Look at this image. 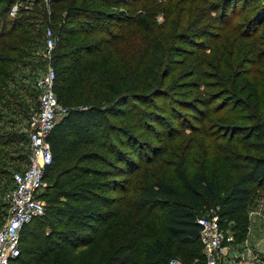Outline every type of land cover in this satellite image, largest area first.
<instances>
[{
  "label": "trees",
  "instance_id": "16d2710c",
  "mask_svg": "<svg viewBox=\"0 0 264 264\" xmlns=\"http://www.w3.org/2000/svg\"><path fill=\"white\" fill-rule=\"evenodd\" d=\"M48 1L46 4V0H0V105L10 104L11 111L23 115L27 111L28 104L21 102L28 92L22 83L26 76L24 67L37 66V58L44 57V30L50 27L56 35L47 59L55 72L53 88L58 100L68 108L49 136L52 160L45 166V177L50 182L56 174L41 193L46 206L49 203L46 216L53 217L56 223H49L52 227L49 232L40 226L43 218L34 220V217L25 223L19 232V254L9 264H33L48 256L53 264H96L99 260L102 262L97 264H168L171 258L181 260L182 264L201 262L196 217L207 203L217 205L220 215H241V209L255 191L251 187L264 190V138L254 145L245 144L247 152H241L243 148L238 146L241 139L236 135L240 129L234 126L219 129L216 135L220 141L214 148L221 153L229 170V182L223 188L204 175L194 176L198 189L193 190L187 185L167 183L164 172L157 173L158 168L151 172V166L164 163V152L140 140L139 132L147 130L157 140L171 142L185 125L183 113L176 107L194 110L189 101L179 102L164 89L168 75L165 68L170 58L154 57L152 51L155 43L161 42L169 49L170 39L176 37L182 25L181 38L191 45L208 34L216 42L227 27L238 31L239 37L248 39L253 46L255 43L264 46V4H261L264 0H187V4L182 0ZM14 3L18 8L10 15ZM90 3L106 8H93ZM137 3L143 6L136 8ZM140 8L149 13L161 8L162 24L157 25L152 17L144 19L131 14V9ZM244 10H253L251 17L231 24L235 14ZM210 11L217 12L223 22L218 34L208 30L206 15ZM172 25L174 30L166 32ZM198 51L192 57L194 64L201 63L206 55L203 48ZM258 53L255 63L264 54ZM216 97L201 102L208 107ZM239 104L236 100L231 108ZM126 105L130 108H125ZM225 105L219 104L217 109ZM257 109L258 115L263 116L264 128L260 103ZM80 113L94 116V120L72 130L66 138L64 131ZM165 115L171 120V127L182 125L180 132L166 134L159 127L165 126ZM14 122L8 128L3 126L5 120L0 124V177L11 175L10 163L24 161L21 167L27 159L26 134L13 128ZM83 146H97L113 158L108 159L93 148L85 150ZM143 149H149L153 155L144 154ZM82 158L100 161L111 168L86 166L80 161ZM103 177L111 178L101 181ZM109 191L119 195L106 196ZM130 199L137 202L135 213L139 218L125 220L126 216L121 214L109 222L116 214L112 209H92L96 205H130ZM160 212L165 213L163 220ZM5 216L6 212L2 213V222ZM240 222L236 224L239 234L245 232L246 216L241 215ZM163 232L167 238H163ZM239 234L235 233V238ZM81 245L92 247L78 257L75 251ZM195 257L198 258L193 261Z\"/></svg>",
  "mask_w": 264,
  "mask_h": 264
},
{
  "label": "rangeland",
  "instance_id": "374dc122",
  "mask_svg": "<svg viewBox=\"0 0 264 264\" xmlns=\"http://www.w3.org/2000/svg\"><path fill=\"white\" fill-rule=\"evenodd\" d=\"M47 2L49 1L46 0V4ZM182 3L187 4L188 1L182 0ZM261 4H264V1H262ZM86 5H88V3ZM89 5L93 8H106L99 3H90ZM136 5L138 6L136 8L143 6L141 3H137ZM151 6L152 5L150 4L149 8H151ZM257 7L260 8V5ZM160 9L161 8L153 9V13H149L146 9L143 10L141 8L135 11L134 9H131L130 11L132 15H141L144 19L152 17L153 21L156 22L157 25H160L163 21V11ZM149 11H152V9H149ZM252 14L253 10H244L242 13H236L231 24H234L237 21L241 22L245 20V18L251 17ZM218 17L219 15L217 12L213 11H210L206 15V20L210 25L208 30L214 34L220 33L222 30L221 28H223V22L221 19H218ZM183 27L184 25L176 31V37L170 39L169 49H167L168 47L165 42L159 40L161 43H155L152 54L154 57L162 56L164 59V56L166 55V57L170 58V64L165 68L168 71V75L165 79L164 89L168 91V94L175 96L179 102L183 100L189 101L194 107V110L188 111L180 106L176 107L179 112L183 113L181 118L184 120L183 124L185 125H183L184 130L182 133L175 136L171 142L162 138L157 140L153 134L147 130L139 132L140 140L151 145H156L157 151L164 152L162 155L164 163L161 166H151L150 171L154 172V169L158 168V174L162 175L164 172V178L167 183L171 185H187L193 190H196L198 189V186L194 176L204 175L210 179L214 185L223 188L229 182L227 179L229 170L227 166L225 167L221 153L218 152L216 147L214 148V145L220 141L217 139L218 136L216 135L219 129H225V127L231 128V126L240 129L236 135L241 139V142L238 144V146H242L243 148L240 149L241 152H247L245 151L246 149H244L245 144L254 145L256 142H262L264 138V128L261 124L263 116L258 115L259 111L257 109V104L260 103L264 115V54L260 61L255 63V59L259 54L258 52L261 51L264 53V46H262V43H255L253 46L248 39L240 38L238 31L233 32L234 30H229L227 27L224 29V35L222 34L220 38H217L218 40H216V42L212 41L208 34L197 40L195 45H191L192 43L181 38V30ZM174 28L175 25H172L169 29L167 28L166 32L168 31L171 33ZM179 30L180 32H178ZM257 42H260V40ZM199 48H203L202 53L206 55L203 56V61L201 63L194 64L191 62L193 59L192 57L199 52ZM40 51L41 49L39 52ZM44 57L42 56L41 59L37 58L40 63H38L37 66L27 65L24 67L25 69L23 72L26 73V76H23L22 83L24 84V87L27 88L28 92V87L30 88V92H32V95L28 96L29 93L24 91L25 95L21 100V102L28 104L25 114L23 115L21 112L15 113L11 111L12 107L10 104H5L6 107L2 104L0 105L3 114V118L0 119V124L2 125V121L5 120V124H3L5 128H8L9 125H11V121H16L14 122L13 128L16 130L21 129V131L26 134L28 126L26 116H28L37 106L38 92L36 93L37 89L36 87L34 88L35 78L44 72L47 65L50 64L49 60H47L49 58L46 57L45 59ZM144 63H147V61ZM142 67L145 66L142 65ZM194 69L197 71L196 74L194 73ZM159 70L160 67L157 69V72H159ZM26 85H28V87ZM33 94L36 95L33 96ZM213 95H216L217 97L214 100L212 99L213 101L208 103V107H206L205 103L201 102V99L206 100L213 98ZM236 100L241 102V104L235 109H232L231 107L233 104H236ZM224 102L226 105L221 109H217V106ZM128 107L129 106L126 105L125 108ZM82 109H85V107H82ZM76 116L77 118L71 120L70 124H68V129L64 131V136L66 138L67 135L73 132L72 130L76 131L78 127L86 126L91 120H94V116L90 117L87 114L80 113ZM62 118H60L58 122H60ZM196 118L201 119L202 121L198 122L195 120ZM165 121V126L159 127L162 129L164 128L166 134H169V132H180L182 125H175L177 130L171 127L172 124H170L171 120L168 115H165ZM155 127H157V125H155ZM63 139L67 140L65 138H62V140ZM82 148L85 150L87 148H93L94 150L99 151L102 156L108 159L113 158L112 155L107 154L105 151L98 150L97 146H83ZM143 152L148 156L153 155L149 149H143ZM80 161L83 162L82 164L96 169L111 168L100 161H90L83 158ZM23 162H17V160H15L14 163H10V171L12 168L13 170H17L15 166L18 168ZM12 164H14V166H12ZM55 174L56 173L52 175V178ZM111 177H103L101 181H105ZM52 178L50 182H52ZM11 186L12 181L9 175L0 177V218H2V213L4 214L6 212L7 204L5 201V193L11 188ZM251 188H254L255 191L251 193L247 203L241 209V215L246 216L245 232H240L241 234L238 232L239 228L236 227V224H241V215L239 213L238 215H220V212L218 211L219 208L216 207L217 205L208 203L204 205L201 211V214L207 212L209 214H217L222 221L221 228L228 233L232 232L234 235V241L230 244L225 254L224 264H264V190L258 187L255 189L256 187L253 186ZM111 195L118 196L119 193H112L109 191L106 196ZM42 200L45 209L46 207L48 208V201L46 206V200L43 198ZM130 201V205L126 206L116 203L114 206L96 205L92 209H112L114 214H116L109 222H112L115 218L121 217V214L126 216L125 220H128L129 218H139L140 216H137L135 213V210L138 207L137 202L133 199H130ZM64 207L65 206L63 205V208ZM45 212L46 210L34 220L43 218L44 220L40 226L44 232H49L52 228L49 223L51 221L56 223V220H54L53 217L48 219ZM132 214H134V216H132ZM159 214L163 220L165 218V213L160 212ZM3 222L1 219L0 225H2ZM30 223H32V221ZM93 224L96 225L95 222H93ZM39 227L35 228L36 231H39ZM78 228L82 232H85V229H81L79 226ZM235 233L239 234L240 237L235 238ZM162 236L163 238H167V233L163 232ZM149 242L152 243L150 239ZM91 247L92 245H81L76 248L75 254L78 257L83 256ZM181 248L186 249L184 246H181ZM200 252L202 253V259H204L202 244ZM69 256L71 257L72 255ZM197 258L198 257H195L193 261ZM101 262L102 261L99 260L95 263L97 264ZM45 263L53 264L49 256L43 258L41 261L36 260L33 262V264Z\"/></svg>",
  "mask_w": 264,
  "mask_h": 264
},
{
  "label": "built area",
  "instance_id": "2783aa9c",
  "mask_svg": "<svg viewBox=\"0 0 264 264\" xmlns=\"http://www.w3.org/2000/svg\"><path fill=\"white\" fill-rule=\"evenodd\" d=\"M17 3L9 10L10 15L17 11ZM45 57L49 58L54 48L56 35L50 27L44 30ZM55 72L50 64L35 81L38 91L37 108L27 118V159L17 170L11 172V188L5 193L6 216L0 226V264L19 254V232L32 218L44 213L45 205L41 193L49 186L44 169L52 160L49 136L58 120L68 113L54 91ZM218 208V206H216ZM199 225V240L203 247V261L194 264H224L228 247L234 241L232 232L221 228L217 214L204 213L196 217ZM168 264H182L171 258Z\"/></svg>",
  "mask_w": 264,
  "mask_h": 264
}]
</instances>
